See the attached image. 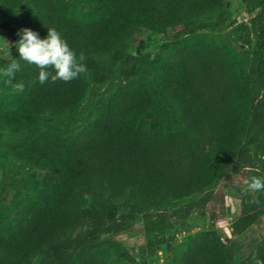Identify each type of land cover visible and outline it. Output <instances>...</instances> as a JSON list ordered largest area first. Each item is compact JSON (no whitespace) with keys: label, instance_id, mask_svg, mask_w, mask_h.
<instances>
[{"label":"trees","instance_id":"1","mask_svg":"<svg viewBox=\"0 0 264 264\" xmlns=\"http://www.w3.org/2000/svg\"><path fill=\"white\" fill-rule=\"evenodd\" d=\"M0 0V30L12 39L14 58H0V69L20 64L14 83L0 75V130L14 135L1 142L3 154L52 175L49 186L26 197L18 214L0 224V264H26L51 251L50 264H117L104 235L152 234L173 221L188 220L211 206V220L229 216L226 195L241 202L232 223L237 238L193 237L177 264H249L256 252L264 264V238L253 248L240 239L264 216V191L247 185L201 198L161 214L169 205L208 192L225 175L264 177V0H244L249 21L225 25L195 23L225 12V0ZM27 2L31 11L18 14ZM56 28L86 58L119 52L139 30L164 36L157 59L158 87L120 85L107 105L75 137L44 129L46 115L78 110L91 82L87 72L70 82L40 84L39 68L22 60L16 47L22 28L47 37ZM202 29H231L250 59L247 79L233 56L211 39L189 42ZM254 101L245 108L250 95ZM178 116L174 130L152 129L156 96ZM244 179V180H245ZM129 205L119 217L108 210ZM138 216L142 226L135 227ZM250 249V250H249ZM249 250V251H248ZM239 254L246 258L237 263Z\"/></svg>","mask_w":264,"mask_h":264},{"label":"rangeland","instance_id":"2","mask_svg":"<svg viewBox=\"0 0 264 264\" xmlns=\"http://www.w3.org/2000/svg\"><path fill=\"white\" fill-rule=\"evenodd\" d=\"M227 8L224 13L214 18H204L195 25L221 21L225 25L230 23L247 22L256 15L247 13L244 0H225ZM73 7L87 10L81 0H67ZM30 2L25 3L18 14L31 11ZM211 39L228 51L239 64L244 76L249 78L250 59L245 57L240 46L231 35V29L213 31L202 29L187 37L189 42ZM167 38L150 32L139 30L131 35L123 50L102 58H86L87 74L91 82L88 95L82 106L73 113L61 116L46 115L41 119L44 129H56L69 137L78 135L94 119L96 113L103 109L116 89L125 83L147 85L156 91L158 87L157 59L162 56V45ZM12 39L0 30V58H14ZM157 109L149 117L148 124L152 129L174 130L178 126V116L175 108L166 103L162 97L156 96ZM254 96L251 94L245 108L251 109ZM14 135L8 130H0V224L12 220L19 212L22 201L39 191L46 189L52 181V175L46 171L28 167L5 156L1 150V142ZM245 173L233 176L227 180L226 175L219 180L208 192L175 202L169 205L161 214H171L181 206L198 202L208 194L228 193L234 187L242 185ZM225 204L229 209V216L225 220L213 222L211 220V206L208 204L191 217L182 222L173 221L170 225L152 234L104 235L102 240L108 242L106 247L110 251L111 261L117 264H177L187 251L190 240L196 235L207 234L220 236L223 241L237 238L233 235L232 223L240 216L241 202L231 195H226ZM129 210V205L108 210L110 216L119 217ZM142 226V218L138 216L135 227ZM264 238V216L259 224L240 237L250 247H255ZM250 250V249H249ZM248 250V251H249ZM246 255L239 254V263ZM51 251L46 250L40 258L26 264H50ZM249 264H261L256 252L250 257Z\"/></svg>","mask_w":264,"mask_h":264},{"label":"clouds","instance_id":"3","mask_svg":"<svg viewBox=\"0 0 264 264\" xmlns=\"http://www.w3.org/2000/svg\"><path fill=\"white\" fill-rule=\"evenodd\" d=\"M17 35L20 36L16 47L19 57L34 64L39 68L38 80L44 84L51 80L70 82L80 78L87 72L86 57L83 52L77 53L67 39L63 38L56 28H48L47 37L41 39L39 33L29 28H22ZM20 71V64L13 59L4 69H0V75L5 77L4 83L17 91H24L23 83H14L16 73ZM248 192L264 191V177L256 175L244 180Z\"/></svg>","mask_w":264,"mask_h":264}]
</instances>
